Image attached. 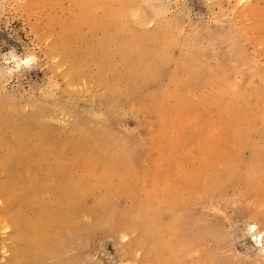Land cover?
<instances>
[{"label": "rangeland", "instance_id": "obj_1", "mask_svg": "<svg viewBox=\"0 0 264 264\" xmlns=\"http://www.w3.org/2000/svg\"><path fill=\"white\" fill-rule=\"evenodd\" d=\"M0 120V264H264V0H0Z\"/></svg>", "mask_w": 264, "mask_h": 264}, {"label": "bare ground", "instance_id": "obj_2", "mask_svg": "<svg viewBox=\"0 0 264 264\" xmlns=\"http://www.w3.org/2000/svg\"><path fill=\"white\" fill-rule=\"evenodd\" d=\"M124 44V43H123ZM123 46V45H122ZM121 46V47H122ZM127 47H128V44H127ZM123 48V47H122ZM121 48V51H122V54H123V63H124V67L128 70H131L132 72H135V81L133 82V87H129V94L131 93V91H133V89H138L141 85V82H140V78L141 76L144 74V72H150V73H155L153 70L154 68V63L155 61L152 60V56L153 54L150 52V50H144L143 48H140V47H130V44H129V47L128 49H122ZM165 60V59H164ZM164 60H160V64L162 63V61L164 62ZM149 64L150 65V68L146 69L145 71H142L144 70L142 68L141 70V67L142 66H146V64ZM159 65V64H158ZM145 68V67H144ZM153 69V70H152ZM157 70V68H156ZM76 72V71H75ZM74 72V73H75ZM147 74V73H146ZM134 79V78H133ZM131 82V83H132ZM107 83V82H106ZM144 83V81H143ZM110 84H108L109 86ZM107 86V85H106ZM129 86V85H128ZM128 88V87H127ZM141 88V87H140ZM139 88V89H140ZM111 90V89H110ZM113 90V89H112ZM137 91V90H136ZM113 93V92H111ZM126 93V92H125ZM127 94V93H126ZM114 95V93H113ZM113 97H116V96H113ZM118 97V96H117ZM112 99V98H111ZM116 99V98H114ZM114 100H112L113 102ZM152 104V103H151ZM155 104H156V101H155ZM30 120V119H29ZM34 120V119H33ZM36 120V119H35ZM34 120V121H35ZM1 121V120H0ZM5 122V121H4ZM3 122V123H4ZM34 123V122H33ZM26 124V123H25ZM23 124V125H25ZM27 125V124H26ZM31 125H34V124H29L27 125L28 127H30ZM25 128V127H24ZM21 130V128H19ZM17 127H16V132L19 134L22 132H20ZM27 129V127L25 128ZM251 226H254L255 227V232H254V239H255V243L257 245H264V232L263 231H259L258 229V226H255V225H251ZM264 248V247H263ZM13 264H17V259L15 260V262H13Z\"/></svg>", "mask_w": 264, "mask_h": 264}]
</instances>
